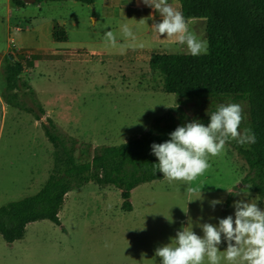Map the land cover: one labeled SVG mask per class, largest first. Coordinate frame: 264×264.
Wrapping results in <instances>:
<instances>
[{"label": "rangeland", "instance_id": "1", "mask_svg": "<svg viewBox=\"0 0 264 264\" xmlns=\"http://www.w3.org/2000/svg\"><path fill=\"white\" fill-rule=\"evenodd\" d=\"M116 1L125 4L134 0ZM105 2L98 0L95 6L67 2L64 9L53 3L13 5L9 23L8 0H0V55L9 50L10 39L18 47L23 45L14 30L16 23L31 21L34 25V19L42 15L67 19L71 41L87 43L81 46V52L87 54L88 62L73 63L77 57L60 55L70 60L67 68L63 63L37 59L30 52L34 69L31 72L26 67L23 74L46 111L41 121L51 118L62 137L76 140L79 162L88 160L82 155L83 149L89 148L92 155L98 147L118 146L140 137L171 110L179 122L198 119L207 125L208 113L216 111L218 105L240 103L245 115L239 130L243 133L249 128L248 101L234 96L204 97L184 98L178 104L177 95L163 91L162 76L150 70L149 54L136 59L109 55L124 52L131 45H106L105 32L110 30L117 37L118 22ZM73 21L81 26L73 27ZM202 28L198 25L199 32H195L200 35ZM168 54L187 52L177 45ZM19 96L26 100L22 93ZM6 105V115L0 114V207L38 193L54 166V147L41 121ZM235 142H227L219 156H210L211 167L190 185L184 181L169 183L165 178L138 186L132 192V212L122 210L121 191L113 186L89 183L71 191L60 212L61 226L48 220L32 223L25 238L14 244L0 236V264H161L155 250L170 243L182 226H192L202 236L199 225L216 224L218 218L234 215L232 205L236 199L259 200V207L264 209V201L247 188L250 185L241 183L249 169ZM202 185L201 199L187 192L189 186ZM235 188L248 190L251 195L233 196L228 207L230 194L225 189ZM213 199L223 201L214 210L210 205ZM226 247L224 243L220 250Z\"/></svg>", "mask_w": 264, "mask_h": 264}, {"label": "trees", "instance_id": "2", "mask_svg": "<svg viewBox=\"0 0 264 264\" xmlns=\"http://www.w3.org/2000/svg\"><path fill=\"white\" fill-rule=\"evenodd\" d=\"M17 5L22 1L14 0ZM56 0H37V3ZM93 5L96 0H78ZM188 17H207L206 55L153 54L149 66L163 78V91L184 98L230 97L249 103V128L256 135V143L240 145L235 142L246 162L249 173L242 185H250L264 201V0H175ZM56 42H67L64 28L54 24ZM33 68L34 61L23 54H7L1 68V95L8 105L34 115L41 121L45 109L34 96L28 81L23 78L25 68ZM19 93L26 100L20 99ZM186 100V99H184ZM31 102L32 105H30ZM169 111L158 118L140 137L131 138L118 146H101L91 155L89 148L82 155L88 160L79 162L77 142L62 137L57 124L47 118L41 121L48 140L54 147V166L41 190L33 196L0 207V236L8 244L22 241L32 223L51 221L61 226L60 212L68 194L96 183L113 186L121 191L122 210L133 211L132 192L140 185L163 180L152 165L158 163L151 145L167 141L169 133L184 125ZM238 190V188H235ZM228 198V207L233 199Z\"/></svg>", "mask_w": 264, "mask_h": 264}, {"label": "clouds", "instance_id": "3", "mask_svg": "<svg viewBox=\"0 0 264 264\" xmlns=\"http://www.w3.org/2000/svg\"><path fill=\"white\" fill-rule=\"evenodd\" d=\"M138 3L159 11L161 22H154L152 27L160 36L175 37L193 57L207 54V39L190 27L197 19L206 22L207 17L186 18L168 0H138ZM122 33L132 41L137 39L127 24L122 26ZM105 43L117 46V37L110 30L105 32ZM208 114L210 122L207 125L198 119L192 120L177 126L169 133L167 141L151 145L152 154L158 159V163L152 165L154 175L158 170L169 183L184 181L190 185L211 167L209 157L219 156L230 140L242 146L256 143V135L251 128L243 133L239 130L245 115L242 104H221L216 111ZM204 186H189L187 192L201 199ZM225 190L237 197L251 195L248 190ZM258 201L234 200V215L218 218L216 224H200L202 236L192 226H182L170 243L155 250V255L160 258L161 264H264V209L259 207ZM222 203L220 199L210 201L213 210ZM224 243L227 247L221 251L220 246Z\"/></svg>", "mask_w": 264, "mask_h": 264}, {"label": "crops", "instance_id": "4", "mask_svg": "<svg viewBox=\"0 0 264 264\" xmlns=\"http://www.w3.org/2000/svg\"><path fill=\"white\" fill-rule=\"evenodd\" d=\"M22 1L23 5H17L14 0H8V12L9 17L8 21L11 23V9L12 6L22 7L26 5L28 0H18ZM106 8H112L111 16L115 17L118 22L117 30V44H129L131 47H127L124 49L125 51H120L117 54H109L114 55L119 58H128L132 59L138 58L141 54H149V62L150 58L153 54H168V52L173 48H177L179 45L177 39L175 37H167L160 36L154 28L152 27L153 23L161 22V15L159 11H156L153 8H150L143 3H138V0H134L130 3L122 4L116 0L110 2V0H105ZM37 2V0H36ZM34 2V3H36ZM77 3L78 0H56L43 2L49 5V3H53L57 5L60 9H64L66 4L64 3ZM98 3V0L92 6H95ZM168 3L174 7L175 9L181 11L180 4H178L175 0H168ZM41 4V3H40ZM84 4V3H83ZM88 5V4H87ZM93 21H97L96 17H92ZM34 25H32L31 21L26 22V24L16 23L15 24V33H17V38L22 42V46L18 47L14 39H10L9 50L0 55V64L2 68L3 58L9 53H23V52H32L34 53L37 59H41L43 61L49 60L50 62L63 63L68 67H70V60L66 58L60 57V55H71L73 57H77L73 59V63H84L88 62L90 59L87 54L81 52V46H85L87 43L84 41H78L73 43L69 36L68 29V21L62 16L58 17H47L42 15L36 19H34ZM58 23L62 28L65 29L68 37L67 42H56L53 37V28L54 24ZM206 22H200L197 19V22L192 24L190 27L193 31L197 30L198 25H202V35L203 38H206ZM73 27L81 26V23L78 21H73ZM127 24L131 27L137 37L136 41H132L130 38H125L122 33V26ZM199 32V30H197ZM76 46L73 50V46ZM142 45V46H141ZM180 46V49L187 52L186 46ZM102 52V51H100ZM106 53V52H104ZM188 54V53H187ZM150 67V66H149ZM1 68H0V114L3 116L7 113V105L4 102V99L1 96ZM31 72H33V68H29ZM31 72L26 73V75ZM25 74V72H24ZM20 111V110H19ZM37 123V121H36ZM38 124V123H37ZM40 125V124H39ZM1 131V127H0Z\"/></svg>", "mask_w": 264, "mask_h": 264}, {"label": "built area", "instance_id": "5", "mask_svg": "<svg viewBox=\"0 0 264 264\" xmlns=\"http://www.w3.org/2000/svg\"><path fill=\"white\" fill-rule=\"evenodd\" d=\"M16 54H23L27 60L32 59L30 52H23V53H16Z\"/></svg>", "mask_w": 264, "mask_h": 264}, {"label": "water", "instance_id": "6", "mask_svg": "<svg viewBox=\"0 0 264 264\" xmlns=\"http://www.w3.org/2000/svg\"><path fill=\"white\" fill-rule=\"evenodd\" d=\"M28 2H33L34 3V2H36V0H28Z\"/></svg>", "mask_w": 264, "mask_h": 264}]
</instances>
